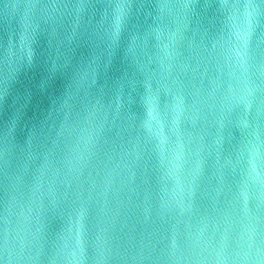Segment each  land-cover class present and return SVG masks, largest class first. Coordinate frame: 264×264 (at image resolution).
I'll return each instance as SVG.
<instances>
[{
  "label": "water",
  "instance_id": "1",
  "mask_svg": "<svg viewBox=\"0 0 264 264\" xmlns=\"http://www.w3.org/2000/svg\"><path fill=\"white\" fill-rule=\"evenodd\" d=\"M257 137L264 0H0V264H256Z\"/></svg>",
  "mask_w": 264,
  "mask_h": 264
},
{
  "label": "clouds",
  "instance_id": "2",
  "mask_svg": "<svg viewBox=\"0 0 264 264\" xmlns=\"http://www.w3.org/2000/svg\"><path fill=\"white\" fill-rule=\"evenodd\" d=\"M122 7H123L122 5H118L114 15L115 23L117 26L119 25L122 16V11H121ZM225 7L237 9L236 12L232 13L229 16V20L233 22V26H237V22H239L240 25H243L244 23L248 22V14L246 11L243 12L239 11L240 9H238L237 6L235 5H225ZM254 7H255L254 5L247 4V5H243L242 9L246 10ZM250 144L253 146V150L250 154V158L248 154L246 155V158L244 157V159H246V163L243 171L245 176L250 179V183L252 186L264 187V171H261V148L258 137L256 143H250ZM259 235L260 233L257 226L256 228L252 229L251 232L245 229L243 233V238L246 241H253L257 237H259ZM7 244H8V240L6 237L5 245L7 246ZM254 259L256 260V264H264V252H262L259 248H256Z\"/></svg>",
  "mask_w": 264,
  "mask_h": 264
},
{
  "label": "snow or ice",
  "instance_id": "3",
  "mask_svg": "<svg viewBox=\"0 0 264 264\" xmlns=\"http://www.w3.org/2000/svg\"><path fill=\"white\" fill-rule=\"evenodd\" d=\"M250 5H252V4H250Z\"/></svg>",
  "mask_w": 264,
  "mask_h": 264
}]
</instances>
